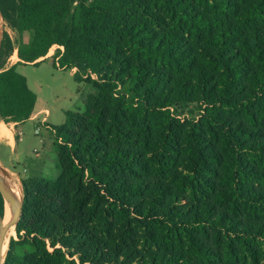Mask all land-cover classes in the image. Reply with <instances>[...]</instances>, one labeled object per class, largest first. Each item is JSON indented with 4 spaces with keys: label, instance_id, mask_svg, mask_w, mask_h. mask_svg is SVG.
<instances>
[{
    "label": "trees",
    "instance_id": "trees-1",
    "mask_svg": "<svg viewBox=\"0 0 264 264\" xmlns=\"http://www.w3.org/2000/svg\"><path fill=\"white\" fill-rule=\"evenodd\" d=\"M0 14L15 36L0 122L36 102L5 67L14 51L28 65L62 47L58 67L97 91L87 133L68 142L70 111L55 128L60 177L20 182L4 264H264V0H0ZM190 104L196 123L169 112Z\"/></svg>",
    "mask_w": 264,
    "mask_h": 264
},
{
    "label": "rangeland",
    "instance_id": "rangeland-1",
    "mask_svg": "<svg viewBox=\"0 0 264 264\" xmlns=\"http://www.w3.org/2000/svg\"><path fill=\"white\" fill-rule=\"evenodd\" d=\"M3 32L4 36H8L10 43H13L15 36L5 24H3ZM21 39L27 43L30 35L23 34ZM11 46L13 45L11 44ZM62 53V47L53 46L44 57L32 64L20 63L16 51L5 60V67L11 63L18 65L17 72L26 79L29 89L39 96V108H46L50 113L47 123L41 124L39 122L41 117L32 122H24L21 127L22 137L20 132L14 128L15 141L20 137L21 140L10 157H8L6 149H0V158L3 159L0 162V176L4 178L5 175H8L2 169L4 165L9 168V173L12 175V177L10 175L8 177L12 178L19 188H21L20 182L28 178H42L54 182L60 177L62 173L60 147L64 146V140L57 137L55 128L65 124L66 112L70 111L76 115V118H72L71 124L67 127L68 142L78 140L88 132L87 130L92 125V123H88V120L93 115L92 103L97 96V91L91 84L84 80L77 81L73 77L70 71L73 70L76 73V69L67 70L58 67L56 56L60 57ZM34 64L36 65L34 66ZM84 78L85 76H83ZM92 79L95 77L92 76ZM169 112L181 122L188 120L196 123L199 120L200 112L195 104H190L184 109L169 108ZM44 116L46 117L47 114L45 113ZM6 127L7 130L12 131L10 125ZM36 128H39V135L34 134ZM2 214H0V218ZM15 227L10 240L16 238Z\"/></svg>",
    "mask_w": 264,
    "mask_h": 264
},
{
    "label": "water",
    "instance_id": "water-1",
    "mask_svg": "<svg viewBox=\"0 0 264 264\" xmlns=\"http://www.w3.org/2000/svg\"><path fill=\"white\" fill-rule=\"evenodd\" d=\"M3 24L4 23L0 14V59L3 53V45L5 39L3 32ZM0 196L3 201V214L2 217L0 218V264H4L6 257V251L3 247L4 238L6 233L10 230V228L16 226L21 214L22 204L18 203V200L16 199L15 195L12 193L7 182L1 176H0ZM5 204L8 205V208L12 213L10 220L5 225H3L2 220L4 216Z\"/></svg>",
    "mask_w": 264,
    "mask_h": 264
},
{
    "label": "crops",
    "instance_id": "crops-1",
    "mask_svg": "<svg viewBox=\"0 0 264 264\" xmlns=\"http://www.w3.org/2000/svg\"><path fill=\"white\" fill-rule=\"evenodd\" d=\"M14 64H10L9 66H7L6 68L12 66ZM17 67L16 66V71H17ZM71 74H74V71H70ZM35 93V92H34ZM36 95V102H35V106H34V110H33V113L30 117L29 120H27L26 122H32L34 119H39L40 117V120L39 122L41 121H44L47 123V118H49L50 116V113L49 111L46 109V108H39L40 105H39V96L37 95V93H35ZM47 114V116L45 117L44 114ZM7 125H10V128L12 131L10 130H7ZM23 124L21 125H16V130L18 132H20L21 134V137H22V132H21V127H22ZM15 128V124L14 123H10V124H4L3 122H0V149H6L7 152H8V157H10V155L12 154V152H14L18 142H20L21 140V137L15 141V138H14V129ZM3 137V138H2ZM7 157V158H8ZM3 159L0 158V162H2ZM3 171L10 175L12 177V175L9 173V168H6L4 165H3Z\"/></svg>",
    "mask_w": 264,
    "mask_h": 264
},
{
    "label": "bare ground",
    "instance_id": "bare-ground-1",
    "mask_svg": "<svg viewBox=\"0 0 264 264\" xmlns=\"http://www.w3.org/2000/svg\"><path fill=\"white\" fill-rule=\"evenodd\" d=\"M4 180L7 182L9 188L11 189L12 193L15 195L16 199L18 200V203L21 204V200H22V193H21V188H19V186L14 182V180L10 177H8V175L4 176ZM11 211L8 208V205L5 204L4 207V216H3V225H5L11 218ZM14 233V227L10 228V230L6 233L5 238H4V242H3V247L5 249V251L7 250L8 247V243L10 241L11 236Z\"/></svg>",
    "mask_w": 264,
    "mask_h": 264
},
{
    "label": "built area",
    "instance_id": "built-area-1",
    "mask_svg": "<svg viewBox=\"0 0 264 264\" xmlns=\"http://www.w3.org/2000/svg\"><path fill=\"white\" fill-rule=\"evenodd\" d=\"M41 124H44V121H41ZM39 133H40L39 128H36V129L34 130V134H35V135H39Z\"/></svg>",
    "mask_w": 264,
    "mask_h": 264
}]
</instances>
